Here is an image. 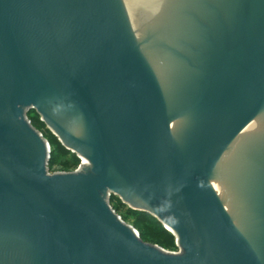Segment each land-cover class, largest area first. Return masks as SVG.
<instances>
[{"label":"water","instance_id":"water-1","mask_svg":"<svg viewBox=\"0 0 264 264\" xmlns=\"http://www.w3.org/2000/svg\"><path fill=\"white\" fill-rule=\"evenodd\" d=\"M0 264H264V0H0Z\"/></svg>","mask_w":264,"mask_h":264},{"label":"rangeland","instance_id":"rangeland-1","mask_svg":"<svg viewBox=\"0 0 264 264\" xmlns=\"http://www.w3.org/2000/svg\"><path fill=\"white\" fill-rule=\"evenodd\" d=\"M35 114L38 118H40V115L35 113V111L29 114V118L32 119L33 115ZM33 124L44 134L45 138L50 143V148L53 150L51 152V156L54 158V163H52L50 166L51 172L74 171L80 166L81 162L84 161V159L77 153L66 149L62 142L59 140L58 136L54 135L47 128V124L45 122H42V124H36L35 122ZM111 199H113V201L111 200V203L118 209V213L122 216V218L127 223L131 224L139 232L140 235L141 232H143L144 241L156 244L169 252H179L181 250L179 247L178 236L173 233L172 229H167L163 222L155 217L150 218V216L148 215L139 216L138 210L132 209V211H128V208H131L128 206V204L122 202V199L119 196L117 197L112 195ZM162 229H165L172 235H161L160 237H157V234H160L158 233V231Z\"/></svg>","mask_w":264,"mask_h":264},{"label":"trees","instance_id":"trees-1","mask_svg":"<svg viewBox=\"0 0 264 264\" xmlns=\"http://www.w3.org/2000/svg\"><path fill=\"white\" fill-rule=\"evenodd\" d=\"M35 119V120H34ZM32 122L33 123H35L36 122V124H42V121L40 120V118H38L37 117V115L35 114V115H33V117H32ZM62 146V145H61ZM65 150V149H64ZM53 151V150H52ZM78 160V159H77ZM52 163H54V158L51 156V160H50V163H49V167L51 166V164ZM50 169H51V167H50ZM112 201H113V199H111ZM111 201V202H112ZM113 205V204H112ZM113 207L116 209V211L118 212V209L113 205ZM129 210H131L132 211V209H129L128 208V211ZM141 215H144V216H146V215H148V216H150V218H152V216L151 215H149L148 213H145V212H140L139 211V216H141ZM138 216V217H139ZM158 233H160V234H157V237H160L161 235H165V236H171L172 234L170 233V232H167L165 229H162V230H160V231H158ZM141 238L143 239L144 237H143V232H141ZM144 240V239H143Z\"/></svg>","mask_w":264,"mask_h":264},{"label":"bare ground","instance_id":"bare-ground-1","mask_svg":"<svg viewBox=\"0 0 264 264\" xmlns=\"http://www.w3.org/2000/svg\"><path fill=\"white\" fill-rule=\"evenodd\" d=\"M83 159H84V162L86 161V159L83 157ZM169 229H171L170 227H168Z\"/></svg>","mask_w":264,"mask_h":264}]
</instances>
